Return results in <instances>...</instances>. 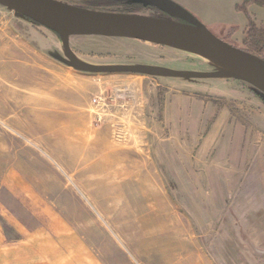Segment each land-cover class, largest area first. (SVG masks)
<instances>
[{
    "label": "rangeland",
    "instance_id": "rangeland-1",
    "mask_svg": "<svg viewBox=\"0 0 264 264\" xmlns=\"http://www.w3.org/2000/svg\"><path fill=\"white\" fill-rule=\"evenodd\" d=\"M189 2L214 36L240 43L245 18L234 10L239 0ZM103 11L163 19L150 10ZM253 12L257 23L264 22V8ZM230 26L238 27V37L225 38ZM30 30L56 41L58 61L68 69L67 78L53 83L54 91L68 94L66 108L40 118L27 101L31 68H64L41 58ZM69 48L66 56L53 33L0 5V163L8 162L0 171V264H22L17 250L30 243L52 249L41 257L48 264H264L253 252L264 250V202L256 187L243 183L239 195L227 200L232 206L204 213L187 196L188 183L161 170L157 153L166 147L167 133L162 142L151 126L160 118L165 93L189 91L227 104L234 117L264 136V96L231 78L172 77L169 71L222 69L168 47L76 36ZM71 62L151 73L87 74ZM6 183L13 184V195ZM44 221L58 226L44 229Z\"/></svg>",
    "mask_w": 264,
    "mask_h": 264
},
{
    "label": "crops",
    "instance_id": "crops-1",
    "mask_svg": "<svg viewBox=\"0 0 264 264\" xmlns=\"http://www.w3.org/2000/svg\"><path fill=\"white\" fill-rule=\"evenodd\" d=\"M175 1L194 13L191 0ZM254 9L255 6L250 7V13H254ZM29 34L32 38L30 44L41 58L64 68L55 70L43 63H34L31 68L33 77L28 80L31 93L27 101L34 117H46L49 110L57 111L67 106L65 99L68 94L54 91L53 83L57 77L67 78L68 69L58 61L62 51L55 45L56 41L40 36L34 30ZM160 117L161 121L159 118L157 122L151 120V126L157 130L162 142L163 134L167 133L165 140L168 143L157 153L159 166L173 181L188 183L187 196L194 198L195 203L197 200L204 213L215 214L232 206L227 200L239 195L243 183L254 185L257 197L264 202V136L234 117L227 104L189 91L169 90L163 97ZM7 163L6 160L0 163V171L8 168ZM13 170L8 169L15 174ZM4 186L8 194L13 195V184ZM11 223L18 231L21 230L17 222ZM41 225L44 229L58 226L50 221L41 222ZM51 250L43 243H30L20 247L17 253L22 264H48L41 257Z\"/></svg>",
    "mask_w": 264,
    "mask_h": 264
},
{
    "label": "water",
    "instance_id": "water-1",
    "mask_svg": "<svg viewBox=\"0 0 264 264\" xmlns=\"http://www.w3.org/2000/svg\"><path fill=\"white\" fill-rule=\"evenodd\" d=\"M143 7H154L169 19L142 15L90 11L55 0H0V5L28 22L55 34L66 56L71 53V37L129 39L168 47L203 58L222 71L217 73H181L169 71L174 78L233 79L264 96V61L235 48L214 36L201 22L171 0H133ZM177 19L180 22L172 21ZM87 74H150L136 66L90 67L71 62ZM255 257L264 258V250L253 248Z\"/></svg>",
    "mask_w": 264,
    "mask_h": 264
},
{
    "label": "trees",
    "instance_id": "trees-1",
    "mask_svg": "<svg viewBox=\"0 0 264 264\" xmlns=\"http://www.w3.org/2000/svg\"><path fill=\"white\" fill-rule=\"evenodd\" d=\"M55 1L90 11H97V12H105L103 10L112 7L125 8V9L142 8L141 4L133 2L132 0H55ZM251 6L264 8V0H242L240 3L235 4L234 6L235 11L243 14V16L246 19V25L242 31V38L240 40V43L235 42L228 44L264 61V23H260V24L255 23L254 19L252 18V15L248 12V9ZM32 25L35 27H40L39 25L34 23H32ZM235 30H236L235 27H230L229 34H233ZM159 121H161V117L159 118Z\"/></svg>",
    "mask_w": 264,
    "mask_h": 264
},
{
    "label": "flooded vegetation",
    "instance_id": "flooded-vegetation-1",
    "mask_svg": "<svg viewBox=\"0 0 264 264\" xmlns=\"http://www.w3.org/2000/svg\"><path fill=\"white\" fill-rule=\"evenodd\" d=\"M133 1V0H132ZM171 1H173V2H175L176 4H178L179 6H181L182 8H184L185 10L187 9L186 7H184V6H182V5H180L177 1H175V0H171ZM242 0H240L238 3H240ZM134 2V1H133ZM238 3H236V4H238ZM252 7V6H251ZM255 7H257V6H255ZM259 8V7H258ZM140 9H142V10H150V11H153V12H157L158 14H160L161 16H163V19H169V17L165 14V13H163L162 11H160L159 9L157 10L156 8H154V7H143L142 6V8H140ZM235 10V9H234ZM186 11H189V13L191 14V15H193L192 14V12L190 11V10H186ZM248 12L250 13V11H249V9H248ZM237 13H239V12H237ZM241 14V13H240ZM251 15H252V18L254 19V21H255V23L256 24H260V23H264V22H260V23H257L256 22V19H255V16L252 14V13H250ZM243 15V14H242ZM194 16V15H193ZM195 17V16H194ZM244 17V16H243ZM196 18V17H195ZM245 18V17H244ZM197 19V18H196ZM198 20V19H197ZM172 21H176V22H180L179 20H177V19H172ZM199 21V20H198ZM200 22V21H199ZM245 25H246V19H245ZM245 25H244V27H245ZM206 27V26H205ZM230 27H235L236 28V30L234 31V33L232 34V36H234V37H238L237 36V34H238V32H239V29H238V27H236V26H230ZM230 27H228L227 29H226V33H225V38L226 37H229L231 34H229V28ZM244 27L240 30V36L239 37H241L242 38V31H243V29H244ZM207 28V27H206ZM208 29V28H207ZM210 31V30H209ZM220 39V38H219ZM222 41H224V42H226L225 40H223V39H221ZM241 40V39H240ZM227 44H228V42H226Z\"/></svg>",
    "mask_w": 264,
    "mask_h": 264
},
{
    "label": "built area",
    "instance_id": "built-area-1",
    "mask_svg": "<svg viewBox=\"0 0 264 264\" xmlns=\"http://www.w3.org/2000/svg\"><path fill=\"white\" fill-rule=\"evenodd\" d=\"M94 103H97V101H96V100H94Z\"/></svg>",
    "mask_w": 264,
    "mask_h": 264
}]
</instances>
